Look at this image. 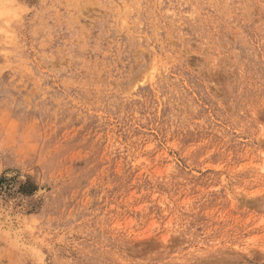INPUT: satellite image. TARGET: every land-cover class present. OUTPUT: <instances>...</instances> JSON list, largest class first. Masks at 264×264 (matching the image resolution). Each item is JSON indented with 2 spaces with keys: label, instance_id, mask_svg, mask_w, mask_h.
I'll list each match as a JSON object with an SVG mask.
<instances>
[{
  "label": "rangeland",
  "instance_id": "rangeland-1",
  "mask_svg": "<svg viewBox=\"0 0 264 264\" xmlns=\"http://www.w3.org/2000/svg\"><path fill=\"white\" fill-rule=\"evenodd\" d=\"M0 264H264V0H0Z\"/></svg>",
  "mask_w": 264,
  "mask_h": 264
}]
</instances>
